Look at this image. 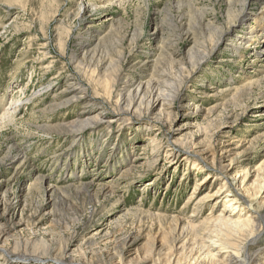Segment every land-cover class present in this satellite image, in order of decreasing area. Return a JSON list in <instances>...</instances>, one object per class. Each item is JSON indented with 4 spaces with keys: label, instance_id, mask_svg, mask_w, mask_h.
Listing matches in <instances>:
<instances>
[{
    "label": "rangeland",
    "instance_id": "374dc122",
    "mask_svg": "<svg viewBox=\"0 0 264 264\" xmlns=\"http://www.w3.org/2000/svg\"><path fill=\"white\" fill-rule=\"evenodd\" d=\"M4 1L15 4L0 5V114L15 116L0 117V227L13 222L0 248L13 254L0 250V264H175L174 218L233 213L225 193L196 205L228 181L213 159L233 158L235 184L247 172L239 190L254 194L264 175V33L248 46L241 36L264 19V0ZM120 55L119 86L158 72L182 80L168 115L126 109L76 69L83 60L110 77ZM69 83L86 92L62 105ZM250 250L264 257V228Z\"/></svg>",
    "mask_w": 264,
    "mask_h": 264
},
{
    "label": "bare ground",
    "instance_id": "6f19581e",
    "mask_svg": "<svg viewBox=\"0 0 264 264\" xmlns=\"http://www.w3.org/2000/svg\"><path fill=\"white\" fill-rule=\"evenodd\" d=\"M244 2H246V0ZM12 3H10V1H4V3L0 2V5L3 7V9H5V6L7 11H9L10 7H12ZM105 4L106 2L100 3L97 4L96 7L97 9H102L106 7ZM237 19L243 22L245 20L244 15L242 14H240ZM254 20L256 24L250 26L248 30L249 35L246 37L245 35L241 36L244 43H248L247 46L250 44L259 43L261 39L259 40L257 37L259 35L260 38V36H262L264 33L263 17H257L254 18ZM235 26L236 25L231 24L227 26L226 30H232ZM117 58L118 59L116 60L111 59L108 63L109 66H114L113 62L116 64V67L113 69L110 77L99 74V71L96 68L90 69L88 66L87 69H85L82 64L83 60L78 62L76 69L78 71H82L83 75H87L88 72L90 77L89 79H92L93 82H96L99 85L102 84L105 88L104 90H106L105 93L108 95L115 93L113 98L122 103L126 109H131L134 111L138 110L145 115H148L152 111L156 110L157 114L154 115L153 118L155 120L156 118L160 119L164 117V115H168L170 113L168 109L178 97V88L181 87L182 80H177L174 76L170 75V73L167 74L164 72H158V77H153V75H151V77L146 81L142 80L128 84L126 81H124L123 84L119 86V84L116 82V75L121 70L120 65L124 61V56L120 55ZM259 60L263 61L261 66H263L264 70V59L260 58ZM153 72H155V69H153ZM67 88L68 89H64L63 93H66L65 95H70L65 97L66 99L65 101L63 100L64 103L62 105L69 104L73 101V99L80 98L86 92V89L80 86L79 83H69ZM179 104H181V102H179ZM186 106H188V104L182 105V107L185 108ZM14 109L16 108L13 107V110ZM200 110H198V107L194 106L192 113L198 114ZM12 113V110L10 111L6 108L4 112L0 114V117H14L15 114ZM15 158L16 157H14V160ZM216 158L212 160L211 166L216 168L218 172L224 176V179H227L228 181L224 180L220 187H218L215 191L212 190L213 192L207 191L204 195L197 199L196 205H201V200L203 199L212 196L220 197L223 193H225L226 198H224V205L231 207L233 209V213L229 215H222L221 213L214 215L211 213V211H209L210 214L207 213L203 219H199V213L195 215L196 218H194V220L174 218L175 226H178L179 228L178 238L180 237V244L176 248H178L180 252L178 251L179 253H177L176 251L175 254L169 253V261L173 260V263L180 264L181 257H179V255L185 253L187 254L186 259L189 258V264H264V257H259L256 252H252L250 250V245L257 242L258 236L264 228V200L259 201L256 198L262 188V184L264 183V175H257L254 183L256 190L254 194H251L247 188L242 189L240 192L239 185H241L245 178H247V172H245L241 177V183L235 184V182L237 183L239 180H236V176L232 178L230 175V171H232V169L235 167L234 159L231 158L229 162L223 163L221 159L218 160ZM263 168L264 162L261 165V169ZM212 177V175L207 173L204 179L201 181H204V183L207 184L208 182H211ZM210 186L211 184L209 183V187ZM48 187L49 190L52 189L51 186ZM48 187H46V189ZM234 191L236 192L235 194ZM237 193H239V195ZM240 197L243 199L245 198L249 204L253 206L251 209H254V214L250 212L252 211L250 208L246 210V207H244L242 203H238L239 199H241ZM12 206H7L4 210V212L10 214L11 217H13L15 211H17L16 209L14 211ZM14 207H20V203ZM20 211L22 210L19 209V212ZM12 226L13 222L12 225L10 224V226H1L0 232H3V234L9 233ZM191 240L195 243L192 246L191 244H188ZM0 250L2 251V255L6 257L10 256L12 253L10 251L3 250L2 248H0ZM223 250L226 252L224 258L226 261L224 262L217 257V255ZM40 257L32 254H17L15 256L17 260H34V262L47 261L46 258L44 259L43 257Z\"/></svg>",
    "mask_w": 264,
    "mask_h": 264
}]
</instances>
